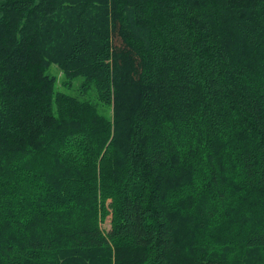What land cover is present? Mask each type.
Wrapping results in <instances>:
<instances>
[{
    "label": "trees",
    "instance_id": "obj_1",
    "mask_svg": "<svg viewBox=\"0 0 264 264\" xmlns=\"http://www.w3.org/2000/svg\"><path fill=\"white\" fill-rule=\"evenodd\" d=\"M0 264H264V0H0Z\"/></svg>",
    "mask_w": 264,
    "mask_h": 264
},
{
    "label": "rangeland",
    "instance_id": "obj_2",
    "mask_svg": "<svg viewBox=\"0 0 264 264\" xmlns=\"http://www.w3.org/2000/svg\"><path fill=\"white\" fill-rule=\"evenodd\" d=\"M50 74L52 75H55L56 78H57V83H58V88L66 91L67 93L69 94H72V95H75L78 93L77 91V86H79V79L77 80H74L72 82V88L71 89H65L64 87H62V85H60L61 81L63 80V74L62 72L57 68L55 67L54 65H52L48 71ZM85 99H89L91 100L92 102H97V98H96V94L94 91H91L90 93L86 94L85 96H83ZM98 109L101 113L107 115V116H110L111 115V110L102 105V104H98ZM109 207H110V203H108ZM101 226H102V229L104 230V232L106 234H109L110 232V228H111V216H108L105 221L103 223H101Z\"/></svg>",
    "mask_w": 264,
    "mask_h": 264
}]
</instances>
